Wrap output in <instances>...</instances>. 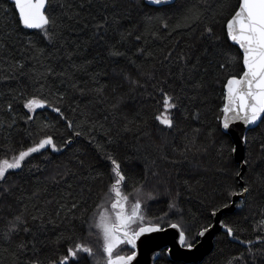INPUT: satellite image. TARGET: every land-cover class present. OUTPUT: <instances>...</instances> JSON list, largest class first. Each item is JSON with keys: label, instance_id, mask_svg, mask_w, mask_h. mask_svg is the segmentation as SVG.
<instances>
[{"label": "trees", "instance_id": "trees-1", "mask_svg": "<svg viewBox=\"0 0 264 264\" xmlns=\"http://www.w3.org/2000/svg\"><path fill=\"white\" fill-rule=\"evenodd\" d=\"M238 3L176 0L152 6L146 0H54L50 12L58 35L48 41L39 30L22 27L14 3L0 0V41L7 46L0 48V160L48 135L60 149L46 147L32 154L22 169L10 170L0 181V230L14 215H22L31 229L11 240L0 231V264H30L34 259L51 264L76 242L94 244L97 259H102V239L98 231L89 235V225L113 181L108 155L129 178L127 192L143 184L145 193L154 194V199L143 200L144 225L179 224L186 242L202 226L212 225L209 208L223 209L234 196L245 194L222 218L239 241L223 229L201 262L173 260L165 250L156 264H234L241 254L243 264H264V244L256 240L264 237V122L249 130L242 164L221 119L226 80L244 70L242 52L226 32ZM73 10L78 15L69 19L65 12L71 15ZM105 18L107 29L97 32L94 25ZM206 27L213 29L211 39ZM29 53L37 58L27 60ZM16 60L26 63L29 74L44 73L48 66L64 74L46 81L54 94L64 93L55 101L63 115L45 107L33 120L26 119L28 110L13 97L34 92L32 80L18 73L17 79H4ZM101 87L102 92L95 91ZM161 87L179 97L171 129L155 118L163 111ZM244 187L248 193H242ZM177 192L179 211L169 207ZM247 240L254 244L240 242ZM126 248L134 250L124 244L116 253L123 255ZM84 264L94 261L88 258Z\"/></svg>", "mask_w": 264, "mask_h": 264}, {"label": "snow or ice", "instance_id": "snow-or-ice-1", "mask_svg": "<svg viewBox=\"0 0 264 264\" xmlns=\"http://www.w3.org/2000/svg\"><path fill=\"white\" fill-rule=\"evenodd\" d=\"M166 2L167 0H149V3L157 5ZM53 6L54 0H15V8L18 9V18L22 27L39 30L48 41L56 40L58 35L56 18L50 12ZM68 7L71 8V5ZM65 15L69 19H72L78 13L73 10L71 15H69L66 11ZM108 23V18H105L103 22L94 25V28L97 32L104 31L107 29ZM163 26L164 28L168 27L166 21L163 22ZM226 32L229 39L242 50L244 70L239 76L231 75L226 80L224 103L221 109L223 127L227 129L235 121H242L247 125L256 124L258 121L264 122V0H239L236 10L226 21ZM205 33L209 39L214 35L211 27H206ZM124 38L122 34L121 39L123 40ZM136 39L139 40L140 37L137 36ZM28 43L31 45V40ZM6 47L0 41V48ZM138 51L143 52V49H138ZM38 54L42 55V51L38 50ZM112 54L124 55L121 52H113ZM168 55L171 56V53ZM36 58L37 56L29 53L26 59L35 60ZM69 58H71V54H69ZM180 59L184 60L183 55ZM184 63L187 64L188 61L184 60ZM224 66V64H221L222 68ZM9 68L12 69V72L10 75L4 76V79H17L16 74L18 73L19 76L28 77L33 82L34 92L25 95L21 91L18 96L13 97V100L19 102L24 109L28 110L27 120H33L37 110L44 109L45 107L63 115L61 107L56 106L55 101L62 100L64 93L54 94L46 83L49 76L60 77L64 75L63 73H58L51 66H48L44 73L29 74L26 71V63L20 60L9 64ZM127 78L135 86H140L139 81L133 80L131 77ZM95 91L102 92L103 88L95 89ZM159 92L163 97V111L155 118L160 124L171 129L174 127L172 110L178 108L179 97L165 91L163 87L159 88ZM119 103V101L114 103L113 108H118ZM7 109L13 110L12 102L7 103ZM15 122V119H13L12 124H15ZM67 123L69 127H72L71 121ZM45 127H48V125H45ZM46 147L60 151L54 143L52 136L48 135L33 146L20 150L18 155L12 156L11 159L5 158L0 160V181L6 179V174L10 170L22 169L26 158L40 152ZM107 159L112 166L111 174L113 181L110 183L108 192L105 194L104 203L110 207L98 205L97 215L94 217L93 223L89 225V235H92L91 230L94 228L102 239L100 247V252L103 254L102 259H97V253L94 252L93 247L90 245L76 242L73 246L68 247L67 255L61 257L59 261H52L51 264H84L88 258H92L94 264H132L137 255L135 251L131 255H120L115 250L124 244L130 245L135 249L137 238L146 231L154 230L152 227L143 226L146 222L142 215V201L145 198L154 199V194L151 192L145 193L143 184L139 187L133 186L132 192L126 194L124 188L127 186L129 178L125 175L117 159L111 155H108ZM248 192L249 188L245 187L242 189V193ZM179 195L177 192L173 197V202L169 205L170 209L180 210L178 207ZM230 195H235V193H230ZM76 207L77 205L73 203L72 209ZM223 207L227 208L228 205L225 204ZM220 210L219 206H214L207 211L209 216L215 217ZM221 224L230 237L239 241L240 238L232 227L223 224V222ZM134 225L136 226L135 228L133 227ZM171 226L180 229L179 224ZM212 227L213 225L211 224L202 226L198 235L204 236ZM0 231H3L6 239L11 240L14 235L19 234L21 231L28 233L31 229L28 227L27 220L22 215H14L10 220L6 221L3 229ZM256 240L264 244V237L258 235ZM179 242L181 245L186 244L183 229L179 231ZM240 242L249 246L254 244L252 240ZM186 246L188 248L193 247L191 243H187ZM19 247L26 249L27 245L21 244ZM249 251L251 252V248H249ZM252 259L253 261L255 260L254 254L252 255ZM30 264H40V261L34 259ZM229 264H233V261H230ZM234 264H243L242 254L234 258Z\"/></svg>", "mask_w": 264, "mask_h": 264}, {"label": "water", "instance_id": "water-1", "mask_svg": "<svg viewBox=\"0 0 264 264\" xmlns=\"http://www.w3.org/2000/svg\"><path fill=\"white\" fill-rule=\"evenodd\" d=\"M175 1L176 0H167L166 3L157 5L149 3V0H146V2L152 6H163L172 4ZM10 2L15 4V0H10ZM260 122L261 121H258L256 124L247 125L242 121H235L231 123L227 129H225L222 124L224 132L228 133L234 141L235 159L242 164L245 162L246 136L249 130L258 126ZM241 177L242 173L239 175L240 179ZM243 196H245V194H238L234 196L232 202L227 208L224 207L219 212H217V215L214 217V221L212 223L213 227L209 232L205 233L204 236L198 235V241L193 245L192 248H188L186 245L180 244L179 231L181 227L178 229L173 228L171 225L167 227H161L154 224L144 225L145 227H152L154 230L146 231L137 238L136 248L133 250L137 255L132 264H156V261L159 259L161 253L165 250L168 256L173 260H183L185 262L196 263L201 262L214 248L217 234L224 229L223 225L221 224V222H223V213L235 210L237 208V202L241 200Z\"/></svg>", "mask_w": 264, "mask_h": 264}, {"label": "rangeland", "instance_id": "rangeland-1", "mask_svg": "<svg viewBox=\"0 0 264 264\" xmlns=\"http://www.w3.org/2000/svg\"><path fill=\"white\" fill-rule=\"evenodd\" d=\"M124 191H125L126 194H127V193H130V192H127L125 189H124ZM130 201H131V197H130ZM104 202H105V199H104ZM104 202H102V205H103V206H108V207H110L109 205H106ZM144 204H145V203L142 201V205H143V207H142V215H143V213H144V219H145ZM94 217H95V215H94ZM93 219H94V218L91 219V224L93 223ZM173 219L175 220V219H177V218H173ZM169 220H171V219H169ZM164 222H165V221L162 220V223H164ZM169 223H171V222H169ZM171 224H172V223H171ZM169 225H170V224H169ZM133 227L135 228L136 226L134 225ZM91 231H92V235H91V236H95V231H97V230L93 228ZM197 237H198V233L193 234V236H192V237L190 236V239L187 240L186 243H191V244H192L193 242H195V241L197 240ZM90 246L93 247V248H95L94 244H90ZM120 246H121V245H120ZM120 246H119V248H120ZM119 248H118V249H119ZM118 249H116L115 251L117 252ZM121 250H122V249H121ZM121 250H120V251H121ZM130 252L132 253V251H129L128 248H126L125 250L122 251L121 254H127V255H129V254H131Z\"/></svg>", "mask_w": 264, "mask_h": 264}, {"label": "bare ground", "instance_id": "bare-ground-1", "mask_svg": "<svg viewBox=\"0 0 264 264\" xmlns=\"http://www.w3.org/2000/svg\"><path fill=\"white\" fill-rule=\"evenodd\" d=\"M244 197V196H243ZM234 211V210H233ZM229 212H232V211H229ZM186 245V244H185Z\"/></svg>", "mask_w": 264, "mask_h": 264}]
</instances>
